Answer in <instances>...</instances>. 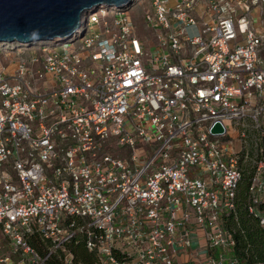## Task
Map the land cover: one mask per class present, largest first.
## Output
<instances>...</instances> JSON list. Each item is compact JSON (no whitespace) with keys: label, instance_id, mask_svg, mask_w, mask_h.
<instances>
[{"label":"built area","instance_id":"obj_1","mask_svg":"<svg viewBox=\"0 0 264 264\" xmlns=\"http://www.w3.org/2000/svg\"><path fill=\"white\" fill-rule=\"evenodd\" d=\"M132 3L0 42V264H238L246 163L264 229V0Z\"/></svg>","mask_w":264,"mask_h":264},{"label":"water","instance_id":"obj_2","mask_svg":"<svg viewBox=\"0 0 264 264\" xmlns=\"http://www.w3.org/2000/svg\"><path fill=\"white\" fill-rule=\"evenodd\" d=\"M128 0H0V42L52 41L72 35L80 21L102 6ZM214 132H221L217 126Z\"/></svg>","mask_w":264,"mask_h":264},{"label":"trees","instance_id":"obj_3","mask_svg":"<svg viewBox=\"0 0 264 264\" xmlns=\"http://www.w3.org/2000/svg\"><path fill=\"white\" fill-rule=\"evenodd\" d=\"M244 173L236 198V211L225 218V228L234 235L236 245L234 255L238 264H264V229L257 217L250 213V187L255 168L251 164L243 165ZM264 209V205L260 209ZM78 263L93 264L92 255L83 245L72 248Z\"/></svg>","mask_w":264,"mask_h":264},{"label":"bare ground","instance_id":"obj_4","mask_svg":"<svg viewBox=\"0 0 264 264\" xmlns=\"http://www.w3.org/2000/svg\"><path fill=\"white\" fill-rule=\"evenodd\" d=\"M133 2V0H130V2L129 3H127V4H124V5H121V7H120V9H123V8H126V7H130V5L131 4H133L132 3ZM135 2V1H134ZM136 3V2H135ZM110 7V6H109ZM109 7H107V6H102V7H100V10L99 11H97V12H95V13H93V14H96L97 16H101V15H99V13H101L102 12V14H103V12H105V11H109L108 9H109ZM112 7V6H111ZM114 7V6H113ZM133 7H135V5H132V8ZM78 32V31H77ZM77 32H75L74 34H78ZM74 34L71 36H68V37H65V38H62V39H55V40H52V41H45V42H34V43H32V44H24L23 46H24V48L26 47V48H29V46H34V47H36V48H39V47H42V46H54L53 44H55V45H66L67 43H69L70 41H71V39H70V37H73L74 36ZM76 36V35H75ZM14 43H11L10 45H13Z\"/></svg>","mask_w":264,"mask_h":264},{"label":"rangeland","instance_id":"obj_5","mask_svg":"<svg viewBox=\"0 0 264 264\" xmlns=\"http://www.w3.org/2000/svg\"><path fill=\"white\" fill-rule=\"evenodd\" d=\"M147 6V4H146V2L145 3H143V4H141V5H138L137 7H133V9L130 11V12H128V15H129V17H131L132 18V20L134 21V19L135 20H137L138 19V17H137V15H139V13L143 10V8L144 7H146ZM142 9V10H141ZM256 13H257V11H256ZM99 15H103L102 14V12L101 13H99ZM259 18H261V17H259ZM259 21H260V19H257L256 20V22H257V24L259 23ZM137 22V21H136ZM139 22H137V24H138ZM139 34L140 35H143L142 34V31H141V29H139ZM35 46V45H34ZM34 46H29V48H26V49H19L18 50V53L19 54H23L24 53V55L22 56V57H28L29 55H31V54H34V53H40V50L42 49L41 47H39V48H36V47H34ZM150 51H152V49L150 50ZM239 147L240 146H237L236 147V151H239Z\"/></svg>","mask_w":264,"mask_h":264},{"label":"clouds","instance_id":"obj_6","mask_svg":"<svg viewBox=\"0 0 264 264\" xmlns=\"http://www.w3.org/2000/svg\"><path fill=\"white\" fill-rule=\"evenodd\" d=\"M127 3H129V0H128V2ZM126 3V4H127ZM118 7V6H117ZM251 166H253V165H251ZM244 170V169H243ZM255 172V171H254ZM253 176H254V174H253ZM253 178V177H252ZM251 195V194H250ZM252 203V202H251ZM262 205H264V203L263 204H261L260 206L262 207ZM260 206L258 207L259 209H260ZM260 210H264V209H260ZM235 211H236V209H235ZM258 222H259V220H258ZM260 225V224H259ZM262 228V227H261ZM38 240L37 239H35V238H33L32 240H30V243H31V245L32 246H34V247H38V242H37ZM80 244L81 245H83V247H84V244L82 243V241L80 242ZM80 244H78V245H80ZM73 247H75V246H73ZM72 246H71V249L73 248ZM85 248V247H84ZM85 250H86V248H85ZM72 251H73V249H72ZM87 251V250H86ZM74 252V251H73ZM88 252V251H87ZM89 253V252H88ZM74 254H75V252H74ZM89 254H91V253H89ZM92 255V258H93V254H91ZM75 259L77 260V257H76V254H75ZM78 263V262H77Z\"/></svg>","mask_w":264,"mask_h":264}]
</instances>
